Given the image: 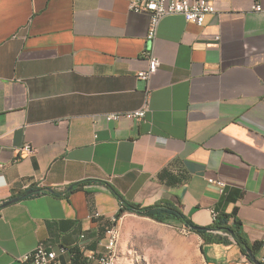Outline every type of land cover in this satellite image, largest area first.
<instances>
[{"label": "crops", "instance_id": "crops-1", "mask_svg": "<svg viewBox=\"0 0 264 264\" xmlns=\"http://www.w3.org/2000/svg\"><path fill=\"white\" fill-rule=\"evenodd\" d=\"M131 1L0 0V264L39 242L60 264H99L88 256L121 207L111 186L200 226L235 215L250 244L264 239V0H210L202 26L163 17L149 83L137 74L150 16ZM148 88L144 119L102 117L141 107ZM30 189L42 190L5 204ZM135 217L156 221L125 212L121 239ZM193 233L208 264H256L232 237ZM255 255L264 263L263 246Z\"/></svg>", "mask_w": 264, "mask_h": 264}, {"label": "built area", "instance_id": "built-area-1", "mask_svg": "<svg viewBox=\"0 0 264 264\" xmlns=\"http://www.w3.org/2000/svg\"><path fill=\"white\" fill-rule=\"evenodd\" d=\"M129 8L134 12H146L150 16V23L147 33V41L150 44V48L146 52L147 68L140 70L137 77L150 82L153 74L159 69L161 65V59L154 50V44L158 33L160 21L163 17L170 14H181L187 21L193 22L199 26L205 23L208 14L216 12L215 5L210 0H132ZM254 8L256 10H262L261 3H257ZM149 88L147 91V98L144 104L135 109L112 111L103 114V118L106 121H118L126 118L134 121H139L145 118L150 105L149 100ZM24 150L31 153L34 152V148L27 144ZM209 181L219 186L223 192L226 183L223 180L209 178ZM217 215L214 212V218ZM94 217H100L99 212L93 214ZM119 221L113 218L112 223L105 229V237L101 240L103 249L99 252L92 253L89 258L96 259L99 264H110L111 252L113 249L114 237L119 230ZM183 231H192L188 226L182 224ZM193 232V231H192ZM84 238V235H82ZM264 247V239L261 241ZM82 250H85L87 244L82 241L80 244ZM60 251L65 253L68 251L67 247H61ZM58 252L54 249H49L44 242H39L30 252L24 254L21 258V262H31V264H60L57 262Z\"/></svg>", "mask_w": 264, "mask_h": 264}, {"label": "rangeland", "instance_id": "rangeland-1", "mask_svg": "<svg viewBox=\"0 0 264 264\" xmlns=\"http://www.w3.org/2000/svg\"><path fill=\"white\" fill-rule=\"evenodd\" d=\"M117 264L208 263L198 236L184 232L182 225L135 217L123 230Z\"/></svg>", "mask_w": 264, "mask_h": 264}, {"label": "trees", "instance_id": "trees-1", "mask_svg": "<svg viewBox=\"0 0 264 264\" xmlns=\"http://www.w3.org/2000/svg\"><path fill=\"white\" fill-rule=\"evenodd\" d=\"M81 183L82 182H79L78 184ZM111 189L121 200V207L115 215L117 220H119L125 212H134L138 215L147 216L156 221L164 223H168L176 219L188 226L193 232L200 235L205 243H229L230 237H232L240 245L242 251L251 259L252 256L248 253V249H251L253 254L255 255V252L263 246V243L261 241L250 244L243 231L241 221L235 215L226 213L217 214L212 224H210L209 226H200L191 221L178 206L170 202L160 201L152 205L143 206L125 200L112 186ZM30 190H35L33 193H39L42 189ZM28 191L29 190H27L26 192ZM26 192H23L21 194H24ZM220 232H224L227 234H222ZM201 250L203 252L202 247ZM71 251L73 253L77 252L73 248ZM20 264H31V262H21Z\"/></svg>", "mask_w": 264, "mask_h": 264}, {"label": "bare ground", "instance_id": "bare-ground-1", "mask_svg": "<svg viewBox=\"0 0 264 264\" xmlns=\"http://www.w3.org/2000/svg\"><path fill=\"white\" fill-rule=\"evenodd\" d=\"M186 233H191L192 231H184ZM121 237V228L117 231L114 241H113V249L111 252V259H110V264H117V258H118V246H119V241Z\"/></svg>", "mask_w": 264, "mask_h": 264}, {"label": "water", "instance_id": "water-1", "mask_svg": "<svg viewBox=\"0 0 264 264\" xmlns=\"http://www.w3.org/2000/svg\"><path fill=\"white\" fill-rule=\"evenodd\" d=\"M34 191H35V190H29L28 192H26V193H24V194H20L19 196L15 197V198H13V199H11V200H9V201H7L5 204L10 203V202H12V201L19 200L20 198H22V197H24V196H27V195L33 193ZM248 253L251 254L253 262H255L256 264H264L263 262H261V261H260V260H259L254 254H253V252H252L251 249H248Z\"/></svg>", "mask_w": 264, "mask_h": 264}]
</instances>
